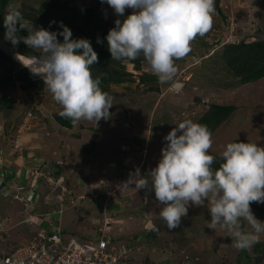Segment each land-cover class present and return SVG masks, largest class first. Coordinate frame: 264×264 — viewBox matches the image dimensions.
<instances>
[{
	"label": "rangeland",
	"instance_id": "1",
	"mask_svg": "<svg viewBox=\"0 0 264 264\" xmlns=\"http://www.w3.org/2000/svg\"><path fill=\"white\" fill-rule=\"evenodd\" d=\"M44 1L12 0L10 5L27 17L40 11ZM61 1L68 7L96 8L105 18L115 13L101 0ZM217 2L221 12L215 8ZM132 12L126 9L123 16L127 18ZM212 18L211 30L203 37L197 36L190 53L175 61L177 75L173 82L142 84L139 77L152 73L147 63L137 71L133 64L124 62L135 82L109 86L107 93L113 97L110 117L98 124L81 121L72 129L60 126L55 118L61 106L53 100L43 80L29 91L22 89L21 82L6 89L5 95L14 104L0 108V123H4L1 129L5 127L10 140H15L16 135H24V140L29 135L26 145L32 147L38 146L35 141L39 134L48 133L54 141V152L45 160L49 169L60 166L56 169L62 172L63 180L57 182L54 170L47 173L51 181L45 174L41 178L43 195L38 194L36 203L34 198L29 199L35 193L31 190L26 197L23 192L21 200L0 195V254L33 242L57 249L42 237L43 231L58 229L65 244L72 245L96 243L105 230L110 249L116 253L120 248L128 250L124 264H264V233L258 234V242L246 250L221 247L230 245L231 239L222 230L208 228L211 216L207 204L189 206L180 226L169 230L159 217L164 205L156 200L154 190L149 193L134 185L121 187L137 167L146 177L161 159L167 143L164 137L185 120L197 123L213 104H234L238 109L212 135L210 151L221 155L227 144L235 141L264 146V79L242 85L222 60L227 44L264 39V0H214ZM34 51L42 57L40 51ZM16 53L19 52L0 40V75L7 68L30 73L15 59ZM173 84H180V89ZM251 205L255 218L264 222V204ZM241 223L242 230L251 231L246 222ZM259 257L260 262L256 260Z\"/></svg>",
	"mask_w": 264,
	"mask_h": 264
},
{
	"label": "clouds",
	"instance_id": "2",
	"mask_svg": "<svg viewBox=\"0 0 264 264\" xmlns=\"http://www.w3.org/2000/svg\"><path fill=\"white\" fill-rule=\"evenodd\" d=\"M117 16L126 9L131 15L106 37L112 60L128 62L141 55L161 85L174 81L176 60L185 58L197 36H205L212 28L214 0H101ZM4 16L5 40L17 46L21 41L42 57L15 54V59L33 76L40 77L53 100L62 111L59 116L73 127L81 121L97 124L110 117L113 97L93 78L91 67L98 54L86 39H72V31L60 22L62 32L36 30L19 11L10 5ZM51 23H56L55 21ZM21 30L28 35L20 36ZM63 37V42L58 40ZM98 43L101 41L98 39ZM79 50H82L80 54ZM173 87L175 85L173 84ZM178 133H182L178 135ZM211 132L204 125L185 120L165 137L157 167L145 177L140 168L129 173L121 187L134 185L139 191L155 192L156 200L164 205L159 217L169 230L180 226L189 206L207 204L211 221L208 228L222 230L231 239L230 245L246 250L258 242L264 233V222L255 218L250 205L264 204V146L254 143H228L221 153L219 168L212 169L215 157L208 154L212 147ZM147 203V199L145 200ZM242 221L251 231L242 230Z\"/></svg>",
	"mask_w": 264,
	"mask_h": 264
},
{
	"label": "trees",
	"instance_id": "3",
	"mask_svg": "<svg viewBox=\"0 0 264 264\" xmlns=\"http://www.w3.org/2000/svg\"><path fill=\"white\" fill-rule=\"evenodd\" d=\"M11 1L12 0H0V40L11 45L13 51H17L26 56L34 55L40 57L38 53L25 45L22 41L17 46H13L10 41L5 40L6 29L4 28L3 21L4 16L6 15V10L11 4ZM215 8L218 12H221L219 2H217ZM23 18L30 21L34 28L57 33L63 31L60 27V22H63V24L72 31V39L89 40L94 51L98 54V62L95 63L90 70L94 79H100V87L104 92H108L110 85L135 82L133 75L126 70L124 62L112 60L106 39L109 31L115 27V21L120 19L123 22V20L126 19L124 16H117L114 13L109 18H105L99 14L96 8L93 7L79 9L68 7V5L64 4L61 0H45L41 4L40 11H34L30 16ZM53 21L56 23H51ZM19 35L26 37L28 32L26 30H21ZM58 38L63 39L62 36H58ZM98 39L101 43L97 42ZM79 52L82 54V50H79ZM8 57V60L11 62L12 58L9 55ZM222 60L228 71L239 78L238 83L247 85L260 81L264 79V39L251 43H245L242 41L240 43L227 44L222 52ZM128 62L133 64L137 71H141L142 65L146 63L142 55L139 58ZM23 71H15L13 68H7L5 69L4 74L0 75V92L4 94L0 99V108L6 109L8 104H14V101L5 95V91L8 87L15 88L17 82H21L22 89L29 91L42 84L43 81L40 77L33 76L26 70ZM139 79L142 84L158 82V78L152 73L142 74ZM237 109L238 106L234 104H213L208 107L207 112L199 119V121H197V123L206 126L211 134L214 135L222 125L230 120ZM60 111H62V108ZM59 112L56 114V122L63 128L72 129L73 126L70 121L61 118ZM212 135L211 137H213ZM243 142L247 143L246 141ZM208 154L215 157L214 163L211 166L212 169H218L220 163H222L221 155L213 153L210 150ZM57 167L60 166L54 165V171L57 173V182H60L63 180V174L56 169ZM49 185L54 188L52 184ZM67 186L70 187L69 190L72 189L70 182L67 183ZM3 187H5V183L0 184V189ZM252 206L253 205H250V207ZM154 236L153 233L151 237ZM257 247L258 246H256L255 249L258 252ZM245 257L247 259H245V261L248 262L247 253H244V258ZM256 260L260 262L261 257Z\"/></svg>",
	"mask_w": 264,
	"mask_h": 264
},
{
	"label": "crops",
	"instance_id": "4",
	"mask_svg": "<svg viewBox=\"0 0 264 264\" xmlns=\"http://www.w3.org/2000/svg\"><path fill=\"white\" fill-rule=\"evenodd\" d=\"M1 94L0 92V96ZM2 124L4 126L3 120L0 123V184L5 183V187L0 189V195L4 193V196L11 195L10 197H14L16 190V193H20V196L25 192L24 196L26 197L27 194L30 195L29 190H31L35 191V193L29 199L34 198L36 203L38 196L43 195L41 178L54 170V165L53 169H49L47 165L48 161L45 160L46 156H52L54 152L51 144L54 141L48 138V133L39 134V137L35 141V144L38 146L34 147L26 145L29 144L27 143L30 140L29 135H26L27 137L24 140V135L21 137L16 135L17 140H10L5 132V127L1 129ZM47 179L51 181V176L48 175ZM19 188H22V190H19Z\"/></svg>",
	"mask_w": 264,
	"mask_h": 264
},
{
	"label": "built area",
	"instance_id": "5",
	"mask_svg": "<svg viewBox=\"0 0 264 264\" xmlns=\"http://www.w3.org/2000/svg\"><path fill=\"white\" fill-rule=\"evenodd\" d=\"M29 118L25 121V127ZM14 198L21 199L20 193ZM105 232L102 230L100 239L96 243L72 242V245H66L58 229H54L51 233L43 231L42 237L48 238L50 243L57 245V249L51 250L46 245L33 242L18 247L11 253L0 254V264H124L128 259V250L120 248L116 253L110 249L109 237Z\"/></svg>",
	"mask_w": 264,
	"mask_h": 264
},
{
	"label": "water",
	"instance_id": "6",
	"mask_svg": "<svg viewBox=\"0 0 264 264\" xmlns=\"http://www.w3.org/2000/svg\"><path fill=\"white\" fill-rule=\"evenodd\" d=\"M175 87H176V89H180L181 85L177 84ZM48 236H49V234H48Z\"/></svg>",
	"mask_w": 264,
	"mask_h": 264
}]
</instances>
